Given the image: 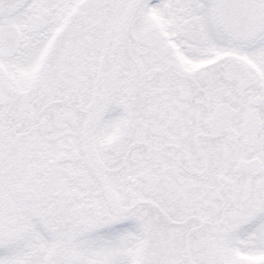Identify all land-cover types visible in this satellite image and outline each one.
Returning a JSON list of instances; mask_svg holds the SVG:
<instances>
[{
	"label": "snow or ice",
	"instance_id": "obj_1",
	"mask_svg": "<svg viewBox=\"0 0 264 264\" xmlns=\"http://www.w3.org/2000/svg\"><path fill=\"white\" fill-rule=\"evenodd\" d=\"M0 264H264V0H0Z\"/></svg>",
	"mask_w": 264,
	"mask_h": 264
}]
</instances>
